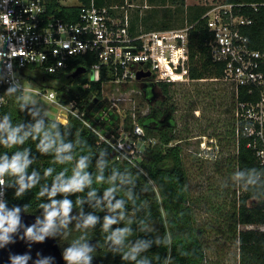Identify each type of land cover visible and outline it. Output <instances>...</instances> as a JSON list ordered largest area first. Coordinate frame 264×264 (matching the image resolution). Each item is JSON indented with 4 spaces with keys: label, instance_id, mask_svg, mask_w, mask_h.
Returning <instances> with one entry per match:
<instances>
[{
    "label": "trees",
    "instance_id": "16d2710c",
    "mask_svg": "<svg viewBox=\"0 0 264 264\" xmlns=\"http://www.w3.org/2000/svg\"><path fill=\"white\" fill-rule=\"evenodd\" d=\"M80 1L81 5L77 6L57 4V16L66 22L75 21L81 8L91 7L93 1L98 9L111 8L116 5L124 6L126 2V0ZM145 1L151 9L157 5L174 8L168 10V14L161 21H155L156 17L153 13L155 11H146L142 16L138 11L135 14V26L138 27L142 23L148 30L180 28L186 20L193 25L189 37V75L195 87L192 90L183 88L184 90L181 91L183 93L178 98L180 91L178 86L183 84H151L155 92L147 94V98L151 101L150 110L145 115L141 111L136 114L137 123L145 130V135L140 138L143 143L144 156L137 161L136 165L120 159L116 151L100 137L102 135L115 139L120 136L121 128L129 133H133L134 129L132 111L128 110L122 121L119 113L106 102L103 88L110 77L103 73L99 81H91L90 77L85 74L77 79L68 78L76 69L89 70L96 64L98 58L94 55L79 57L65 74L48 75L36 67H31L26 71V75L30 81L37 82L43 87L50 82L68 78L66 84L54 87L59 100L64 104L75 102L79 109L86 111V120L100 134L74 116H70L65 124L41 113L30 103L25 109L15 107L12 104L13 101L18 100L19 105L23 102L17 99L22 94L20 91L8 94L7 104L0 112L2 115H9L14 125L23 123L26 127L35 122L33 114L38 113V118H43L46 125L52 121L61 126V137L65 142L74 144L76 156L86 155L90 159L88 172L92 176L93 184L91 188H86L84 193L77 194L82 197V202H77L75 196L69 197L73 201L71 223L67 228H60L54 233L63 255L73 240L83 234L87 243L94 241L90 246L95 249L91 264H131V262L124 261L122 254L114 251L107 242L108 233L103 230V220L109 212L106 208L100 211L96 201L104 200V190L109 187L108 179L114 171L121 175L127 171L137 176L143 169L148 176L140 175L134 185L131 183L124 185L118 191L116 198L126 200V218L120 224L112 226L110 231H114L116 227H124L127 220H131L134 233L131 243H135L137 238L155 240L157 237H163L166 230L172 241L171 247L166 249L153 244L149 251L142 253L143 256L151 259L152 264H162L165 258L170 259L171 264H212L208 260V245L203 239L205 229L196 227L194 224L196 221L195 205L189 189L188 172L184 161V145L182 144L183 139L188 138L182 137L186 135L184 130L189 134L190 125L184 119L188 113L193 117L194 112L198 110V103L202 100H208L210 110L224 116L223 125L219 124L222 119H218L216 123L209 121L208 136L219 140L218 147L221 151L228 149L227 153L223 154L224 160L234 172L245 168H256L264 172V162L258 156L261 147H255L252 143L253 138L243 133L241 128L243 123L236 117V102L233 95L228 92L223 83L214 80L222 77L223 67L213 61L210 47L212 34L206 26V20L202 19L206 8L198 5L187 6L186 0ZM226 2L240 5L241 13L254 20V25L245 29L244 32L260 48L264 44V0H226ZM149 12L152 14L149 15ZM199 85H206L207 91L201 92ZM157 92L162 95L163 100L153 103ZM241 100L255 101V98L248 97L245 92H242ZM180 101H183L185 113H180L182 108ZM196 119L200 120V118ZM182 121H185L184 128L180 126ZM25 147L30 149L29 159L35 161L30 165L29 175L35 171L41 179L36 188L19 198L16 197L18 186L6 187L7 208L12 210L18 206L22 209L21 213L36 214L44 219L45 210L38 205L50 204L51 200L47 195L38 199L37 193L45 184L49 190L52 187L51 177L44 179L45 169L51 167L52 176H56L62 170L71 176L72 165L53 163L51 156L42 155L37 151L36 144L31 139L26 142ZM13 150L0 147V153H6L9 159L15 154ZM98 173L105 177L103 184L96 182ZM148 179L155 181V184L148 191H142ZM92 189L97 190L96 198L88 196V192ZM129 189L132 190L134 200L126 195ZM237 193L238 196L232 208H229L224 218L226 227L222 229L223 236H228L237 245L239 264H264V231L244 230L239 227L264 226V196H257L252 191L239 188ZM55 199L62 200L63 196H57ZM25 205L28 206L26 212L23 210ZM89 214L99 216V223L95 228H79L78 225L83 223V217Z\"/></svg>",
    "mask_w": 264,
    "mask_h": 264
},
{
    "label": "built area",
    "instance_id": "2783aa9c",
    "mask_svg": "<svg viewBox=\"0 0 264 264\" xmlns=\"http://www.w3.org/2000/svg\"><path fill=\"white\" fill-rule=\"evenodd\" d=\"M77 1L81 5V1ZM57 4L77 6L69 4L68 0H9L7 5L0 0V11L12 14L9 16L11 24L0 20V36L4 37L0 51L7 53L10 48L20 51L13 58L0 56V110L7 104L9 88L19 85L18 91L24 95L23 82H32L26 75L29 68L36 67L48 75L65 74L76 59L85 55L98 58L89 69L92 71L90 80L99 81L106 73L110 80L105 85L192 82L189 37L193 25L187 20L180 28L148 30L142 23L137 27L133 19L139 5L126 0L124 6L104 9L95 7L93 1L91 7L81 8L75 21L66 22L57 16ZM196 5L206 8L202 19L206 20L212 34L213 61L223 67L222 77L214 80L230 89L236 102V117L243 123V133L253 138L255 147H261L258 156L264 162V44L258 48L244 32L254 25V20L241 13L240 5L226 0H203ZM63 42L70 44L69 50L64 48ZM140 72H149L151 76L139 81ZM26 90L59 109L58 121L66 124L69 117L74 116L100 134L86 120V111L79 109L75 102L62 103L56 91ZM242 92L255 101H242ZM149 105L146 111H141L143 115L149 112ZM138 112L132 111L133 133L121 128L118 138L100 135L120 159L133 165L144 156L140 138L145 130L137 123ZM2 119L0 112V121ZM0 193H4L0 202H6V187L0 188ZM242 229L264 231V226L248 225Z\"/></svg>",
    "mask_w": 264,
    "mask_h": 264
},
{
    "label": "clouds",
    "instance_id": "9594fccd",
    "mask_svg": "<svg viewBox=\"0 0 264 264\" xmlns=\"http://www.w3.org/2000/svg\"><path fill=\"white\" fill-rule=\"evenodd\" d=\"M9 0H4V5H7ZM9 11H0V20L6 24H11L9 20L11 16ZM4 37L0 36V47L3 46ZM64 43L65 49H70V44ZM20 51H13L11 48L9 52L0 51V56L7 58L18 54ZM71 54V51L70 53ZM19 85L8 89L7 94L17 93ZM24 91H27L26 89ZM55 97H49L54 99ZM17 99L23 101L20 104V109H25L27 104L31 102V98L21 94ZM34 123L27 125L13 124L9 115H3L0 121V147L6 149H14L15 154L9 156L6 153H0V188L16 187V197L23 196L26 192L36 188L41 177L38 173L33 171L29 175V168L35 161L29 159L30 149L25 147L26 142L31 139L35 142L37 151L42 155L51 156L53 163L60 165H72V175L68 176L65 170L60 171L56 176H52L53 169L51 167L45 169L44 179L51 177L52 187L49 190L47 185L37 193V198L47 195L51 203L39 204L40 208L45 210L44 220L37 218L36 225L27 227L24 237L34 242H43L46 237L54 234L60 228H67L71 223V213L73 211V201L69 197L75 196L77 202H82V197L77 195L84 193L86 188H91L93 184L92 176L89 174L90 159L88 156H76L74 154V144L65 142L61 137V126L55 122L49 121L46 125L43 118H38V113L33 114ZM148 176V173L143 169L133 176L131 172H125L123 175L114 171L109 177V187L104 190V200H97V206L100 211L105 208L109 215L104 216L103 230L108 233L106 236L107 242L112 249L122 254V258L131 264H152L150 258L143 256L142 253L149 251L153 244L165 247H171L172 241L169 234L165 230L163 237H157L155 240L137 238L135 243H131V237L134 235L132 228V221L127 220L124 227H116L114 231H110L112 226L120 224L126 218V200L117 199V193L124 185L135 183L138 176ZM96 182L103 184L105 177L102 174L96 175ZM155 181L148 179L142 191H148ZM236 187L244 191H252L257 196H264V172L256 168H245L235 171L228 181L225 182V187ZM4 193H0L3 196ZM129 199L132 197V190L126 193ZM63 196L62 200H57L55 197ZM90 198H96L97 190L92 189L88 192ZM28 206H24L26 212ZM22 209L18 206L12 210H8L6 202H0V246L7 245L12 242L11 237L17 233L21 226L20 214ZM99 216L89 214L83 217V223L79 224V228L88 229L95 228L99 223ZM143 230V229H142ZM95 249L90 247L86 242L85 235L81 234L75 238L70 247L64 252V260L67 264H91ZM183 254V253H182ZM12 264H26L27 256L16 257L10 254ZM162 264H171L170 259L165 258Z\"/></svg>",
    "mask_w": 264,
    "mask_h": 264
},
{
    "label": "rangeland",
    "instance_id": "374dc122",
    "mask_svg": "<svg viewBox=\"0 0 264 264\" xmlns=\"http://www.w3.org/2000/svg\"><path fill=\"white\" fill-rule=\"evenodd\" d=\"M203 0H186V4L189 6L196 5ZM135 4H141L140 0H130ZM71 5H78L77 0H68ZM138 10V9H135ZM170 8L164 9H149L147 11H162L161 15L168 14ZM173 10V9H171ZM146 11V10H145ZM87 76L92 75L91 70H87L84 73ZM68 78H63L59 81H53L47 84L46 87L41 86L37 82H29L25 80L23 82L24 87L35 92H50L55 91L54 87H58L66 84ZM194 83H186L179 85L180 91L178 92V98L182 95L183 88L194 89ZM144 83H134L125 85L107 84L104 87V97L107 104L113 108L122 117V121L125 118V114L128 110L133 112L146 111L148 104L151 102L143 92ZM186 85V86H185ZM198 87L202 91H207L206 85ZM228 92L231 93L227 87ZM181 93V94H180ZM197 92L195 91V94ZM25 96L31 98V105L35 106L41 113L56 118L59 109H57L52 103L46 101L44 98H40L33 93L26 91ZM232 95V93H231ZM163 100L162 95L157 92L153 103H157ZM202 100V99H201ZM183 101H180L181 109L180 113H185L183 110ZM15 107H20L19 101L12 102ZM197 111L194 112L193 117L188 113L184 120L188 121L190 125V133L185 132L188 137L183 139L184 142V161L188 172V182L191 196L193 197V204L196 221L194 222L196 227L205 229L203 234L204 242L208 245V260L212 264H239L238 247L229 239L228 236L222 233V229L226 227L224 220L226 213L233 206L236 200V187H225V182L234 173L233 168L228 165L224 160L223 154L227 153V150L221 151L218 147L219 140L208 136L210 130L208 129L209 121L214 123L218 122V119H222L219 122L223 125L224 116H220L216 111L213 112L208 107V100H202L197 105ZM181 115V114H179ZM196 118H200L197 120ZM63 121V118H61ZM185 121L180 123V126L184 128ZM124 135V134H123ZM207 135V136H205ZM141 144L138 143V148H141ZM243 228V226H239ZM239 228V229H240Z\"/></svg>",
    "mask_w": 264,
    "mask_h": 264
},
{
    "label": "water",
    "instance_id": "95a60500",
    "mask_svg": "<svg viewBox=\"0 0 264 264\" xmlns=\"http://www.w3.org/2000/svg\"><path fill=\"white\" fill-rule=\"evenodd\" d=\"M85 72L86 69L78 68L75 72L69 75L68 78L77 79ZM150 76L151 73L149 72H140L137 79L141 81ZM37 218L41 221L44 220L39 215L32 213L20 214L21 226L18 228L17 233L11 237V239L15 242H10L7 245L0 246V264H12L10 254L21 258L27 256L28 259L26 260V264H66L64 255L54 234L46 237L43 242L21 239L24 237L27 227L36 225ZM93 243L94 241L88 242L89 246Z\"/></svg>",
    "mask_w": 264,
    "mask_h": 264
},
{
    "label": "crops",
    "instance_id": "0c3cea01",
    "mask_svg": "<svg viewBox=\"0 0 264 264\" xmlns=\"http://www.w3.org/2000/svg\"><path fill=\"white\" fill-rule=\"evenodd\" d=\"M188 6H189V5H188ZM164 8H170V9H172V8H174V7H172V6H161V5H157V6H155V9H164ZM149 9H151V7L148 6L147 1L144 0V2H142L141 4H139V8H138V10H136L135 13H137V12L139 11L140 14H141V13H142V14H145L146 11L149 10ZM145 10H146V11H145ZM161 12H162V11H155V12H153L154 15H155V17H156V20H155V21H161V19H162L163 17H165V16L161 15V14H162ZM147 13H148V12H147ZM150 14H152V12H149V15H150ZM133 22H135V17H134V19H133ZM134 24H135V23H134Z\"/></svg>",
    "mask_w": 264,
    "mask_h": 264
},
{
    "label": "flooded vegetation",
    "instance_id": "af4514ba",
    "mask_svg": "<svg viewBox=\"0 0 264 264\" xmlns=\"http://www.w3.org/2000/svg\"><path fill=\"white\" fill-rule=\"evenodd\" d=\"M142 89H143V92H144V94H145L146 96H147V94L150 93V92H153V91L155 92V88L152 89V87H151V85H149V83H144Z\"/></svg>",
    "mask_w": 264,
    "mask_h": 264
}]
</instances>
